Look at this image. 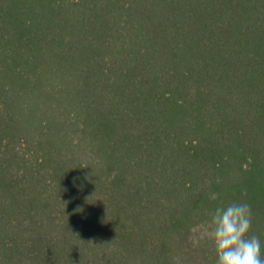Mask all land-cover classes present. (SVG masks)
I'll return each mask as SVG.
<instances>
[{"label":"trees","instance_id":"1","mask_svg":"<svg viewBox=\"0 0 264 264\" xmlns=\"http://www.w3.org/2000/svg\"><path fill=\"white\" fill-rule=\"evenodd\" d=\"M264 257V0H0V264Z\"/></svg>","mask_w":264,"mask_h":264},{"label":"clouds","instance_id":"2","mask_svg":"<svg viewBox=\"0 0 264 264\" xmlns=\"http://www.w3.org/2000/svg\"><path fill=\"white\" fill-rule=\"evenodd\" d=\"M252 230V210L247 203L217 207L204 230L216 253V264H264L262 245Z\"/></svg>","mask_w":264,"mask_h":264}]
</instances>
